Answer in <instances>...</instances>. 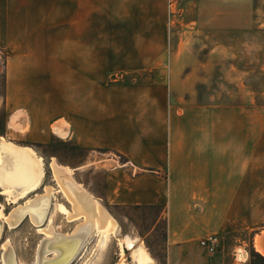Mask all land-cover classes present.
Returning a JSON list of instances; mask_svg holds the SVG:
<instances>
[{
    "label": "crops",
    "instance_id": "0c3cea01",
    "mask_svg": "<svg viewBox=\"0 0 264 264\" xmlns=\"http://www.w3.org/2000/svg\"><path fill=\"white\" fill-rule=\"evenodd\" d=\"M208 1L190 6V0H0L7 93L44 95L37 106L26 99L13 101L19 110H50L55 104L48 136L119 154L109 158L118 164L105 173L103 200L163 206L168 264H250L255 239L264 231V103L255 102V78L264 80V39L216 38L214 52L204 53L197 52L194 40L174 38L168 50L137 56L141 63L128 71L138 73V79L104 84L96 91L94 59L89 49L80 53L78 39L71 42L68 64L56 43L40 51L35 39V49L28 50L15 18L163 14L168 3L170 13L177 7L181 17L214 13L222 32L224 25L233 31L251 24L254 18L247 15L264 14V7L224 8ZM177 22L185 23L183 18ZM60 124L67 125L66 137L55 130ZM210 235L220 241L212 254L200 246ZM228 237L234 238L231 245Z\"/></svg>",
    "mask_w": 264,
    "mask_h": 264
},
{
    "label": "rangeland",
    "instance_id": "374dc122",
    "mask_svg": "<svg viewBox=\"0 0 264 264\" xmlns=\"http://www.w3.org/2000/svg\"><path fill=\"white\" fill-rule=\"evenodd\" d=\"M196 2L197 0H190L189 4L190 6L197 5ZM208 5H222L224 8L231 6L264 7V0H211L208 1ZM167 6L168 10L163 14H24L15 15V18L20 27V37L26 40L28 50L35 49V39H38L37 48L40 51L54 49L52 47H55L56 43V48L59 49L62 46L64 62L68 64L71 60V42L78 39L80 53L89 49L94 59L96 91L104 84L108 86L138 79L140 76L138 73L128 71L133 69L137 63H141L137 56L146 51L150 52L152 49L168 50L169 42L174 38L184 37L194 40L196 42L194 48L197 52L204 53L214 52L216 38L224 41H231L232 38L264 39L263 13L247 15L254 18L249 25H239L233 31L224 25L221 32L215 27L214 13L200 15L190 12L181 17L177 15V7H174L170 13L168 3ZM224 16H230V14H224ZM199 17L202 20L201 24H198ZM181 18L187 25L184 23L179 26L177 20ZM49 44H53L51 48ZM160 44L163 45L159 46ZM245 48L244 46L238 47L239 50ZM261 48L255 46L256 50ZM7 56V50L0 48V135L19 145L34 148L45 158V184L56 186L50 165L52 158L55 157L60 163L74 168L75 179L92 192L115 217L119 225L118 234L120 236L129 234L142 239L158 264H168L167 223L163 206L110 205L103 200L105 173L112 165L118 164V162L111 163L109 158L118 159V153L104 149L83 148L72 140L60 138L54 133L48 136V128H51L50 123L55 118L54 103L50 110L39 108L21 110L26 114V126L23 128H16L11 124L13 116L19 111V107H15L13 101L22 103L26 99L37 106L44 95L41 93L9 95L7 93ZM48 57H50L49 53H47ZM41 58L42 52L39 59ZM255 84V102L258 106L264 103V80L256 77ZM224 96L231 95L225 94ZM40 138L47 140L40 141L38 140ZM54 197L51 211L56 202L67 203L61 193H56ZM25 201L26 199L21 200L20 204ZM15 207V203L9 202L7 196L0 193V264H3L1 256H3L4 245L7 242L12 245L20 264L21 262L32 264L36 258L40 240L44 236L39 229L45 227L49 220L40 227L33 224L27 216L20 223L11 225L8 216ZM53 216V225L61 231L69 232L76 224L74 221H67L58 212ZM232 239L234 238L228 237V245H231ZM97 240V233H91L72 264H91L90 258L93 259L92 264L94 262L95 264H117L120 259L118 236H111L109 246L100 259L96 258L94 251ZM256 250L251 251L250 264H264V255ZM130 254V251L126 252L127 262L131 261Z\"/></svg>",
    "mask_w": 264,
    "mask_h": 264
},
{
    "label": "bare ground",
    "instance_id": "6f19581e",
    "mask_svg": "<svg viewBox=\"0 0 264 264\" xmlns=\"http://www.w3.org/2000/svg\"><path fill=\"white\" fill-rule=\"evenodd\" d=\"M11 124L23 128L26 126V114L19 110ZM55 130L61 136H67L66 124L56 126ZM50 165L56 186L45 184V158L42 155L30 146L19 145L0 135V193L16 205L8 216L9 223L16 225L28 216L33 224L41 227L49 220L45 227L39 229L44 236L32 264H72L82 251L85 240L93 232L98 235L94 250L97 259L101 258L109 246L111 236L115 235L120 245L117 264H158L142 239L118 234L117 220L92 192L75 179L74 168L60 163L55 157L50 160ZM56 193H61L68 204L56 202L51 211ZM24 199L26 201L20 204ZM56 212L67 221L76 222L71 231L64 232L53 225L52 218ZM4 247L2 263L20 264L12 245L7 242ZM255 247L264 255V231L257 235ZM127 251L131 253L129 262ZM90 259L92 264L93 259Z\"/></svg>",
    "mask_w": 264,
    "mask_h": 264
},
{
    "label": "built area",
    "instance_id": "2783aa9c",
    "mask_svg": "<svg viewBox=\"0 0 264 264\" xmlns=\"http://www.w3.org/2000/svg\"><path fill=\"white\" fill-rule=\"evenodd\" d=\"M220 241L218 236L210 235L200 240V246L203 247L206 252L212 254L215 253L219 247Z\"/></svg>",
    "mask_w": 264,
    "mask_h": 264
}]
</instances>
